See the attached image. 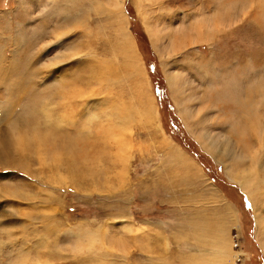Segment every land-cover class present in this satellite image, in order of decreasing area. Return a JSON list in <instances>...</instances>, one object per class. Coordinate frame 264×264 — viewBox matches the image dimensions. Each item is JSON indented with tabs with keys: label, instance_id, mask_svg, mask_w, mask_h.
Masks as SVG:
<instances>
[{
	"label": "rangeland",
	"instance_id": "1",
	"mask_svg": "<svg viewBox=\"0 0 264 264\" xmlns=\"http://www.w3.org/2000/svg\"><path fill=\"white\" fill-rule=\"evenodd\" d=\"M119 2L137 75L113 0H0V264H179L196 251L187 216L215 225L222 206L228 264H264L258 211L227 168L246 159L215 157L235 123L219 127L226 80L244 97L242 70L264 95V0ZM71 57L84 62L49 70Z\"/></svg>",
	"mask_w": 264,
	"mask_h": 264
},
{
	"label": "bare ground",
	"instance_id": "2",
	"mask_svg": "<svg viewBox=\"0 0 264 264\" xmlns=\"http://www.w3.org/2000/svg\"><path fill=\"white\" fill-rule=\"evenodd\" d=\"M108 13H111L113 22L116 24L117 27L115 28V32L117 36H120L121 38V43L119 42L120 44L118 45V50L122 54L126 55V57L124 58L127 60H124L126 61V65L128 69H130V72H132V74L134 75H137L139 72L137 60L138 54L136 53L134 46L131 44L130 40L125 35L122 36L121 34V32L123 31L121 23L123 21V13L119 0H113L112 10H110V12L108 11ZM258 19L259 18H257L256 20ZM254 63L255 65L259 64L258 60H256ZM98 69L103 70V72H111V69L106 68V70H104L105 68L103 69L101 66ZM239 72L241 73L239 76H242L243 78L240 79L241 81L239 80V83L241 85V88H239L243 90L245 94L244 97H242L243 95L241 97H238V95H241L240 93L236 95L234 92L231 91V87H234L235 84L233 86H230V84L232 85L233 81H238L236 80L234 74H231V77L233 79L226 80V84L215 95L219 99L222 98L224 101H231V103L228 105H222L224 108H219V110L226 115L225 118L223 117L224 120L219 122V127H231L230 122L232 120L235 121L230 136L227 137L225 140L226 150H217V154L215 157L217 159H219V156L224 159H230L231 157V160L238 159L239 162H242L245 157L246 160L243 164V167L245 168L243 170H238V172H234V169L232 170L233 166L230 163L227 168L230 170V173H232L235 179L239 182L241 188L248 194V196H250L253 207L256 209V211H258L257 215L255 213L258 219V230H256V235L258 236L259 240L264 241V216L261 215L259 211L260 208H264V119H262L264 118V107L260 108L261 106H264V95L263 90L260 89L259 93H256L257 95H255L258 96V98H254L253 93L251 95L249 86H245L250 83H246L247 81H249L250 77L242 70H239ZM229 76L230 75H228V77ZM230 80H232V82ZM168 81L170 83V77ZM136 90L137 93H140L138 89ZM233 99L235 100L234 104H232ZM253 108L254 110H252ZM235 110L239 114H236ZM142 111L145 112V115L149 114L146 109ZM124 113L125 112H123L122 115L125 117V114L127 113ZM124 117L122 118L125 119L126 117ZM227 119L229 120V124L225 123ZM260 119L262 121H260ZM241 136H243V138L240 140ZM232 139L235 140V142H233ZM204 141L206 142L207 146L212 148V150L217 149L213 145V139H210L209 136H206ZM230 143H234L232 148L230 147ZM229 147L231 148V150H229ZM231 152L234 155L230 154ZM237 152H239L238 155ZM169 153L176 160H184L182 155L179 156V158H176L178 157L177 150L173 153L169 151ZM241 154L243 155V158L240 159ZM218 211L221 212V223H217L215 225L211 223L210 216H206L205 213H202L203 218H200L201 215L199 211L190 213L187 216L186 233L183 237L185 238V241L188 242V244L196 248V251L191 250L192 252H190V254L184 257L179 264H228V259H230L232 254L235 253L230 248L231 243L228 232V227L234 219V214L232 210L226 206H222L220 209H218ZM126 226L129 227L124 222H122L121 227L125 228ZM139 230H141L140 227L135 228V230L133 231H135L136 233V231ZM146 241L147 240H145V243ZM125 247H127L125 242H121L118 245V249L122 250L123 252L128 248ZM149 249L150 248L147 247V249L145 250ZM127 260L128 259H126V261ZM149 260L150 258L147 259V262H150Z\"/></svg>",
	"mask_w": 264,
	"mask_h": 264
},
{
	"label": "snow or ice",
	"instance_id": "3",
	"mask_svg": "<svg viewBox=\"0 0 264 264\" xmlns=\"http://www.w3.org/2000/svg\"><path fill=\"white\" fill-rule=\"evenodd\" d=\"M72 36L68 35L64 38H58L57 41H53L50 45L47 46V49H50L54 44L55 45H59L61 41H65L67 42L68 40H71ZM46 49V50H47ZM84 61L81 58H77V57H71L68 60H65L63 62H58L57 64L53 65L51 69H49L50 71H54V72H60L64 66H72L73 64L75 65H79L82 64Z\"/></svg>",
	"mask_w": 264,
	"mask_h": 264
}]
</instances>
